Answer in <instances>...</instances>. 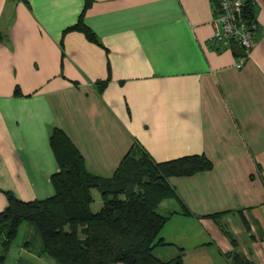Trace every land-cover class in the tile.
<instances>
[{
  "label": "crops",
  "instance_id": "0c3cea01",
  "mask_svg": "<svg viewBox=\"0 0 264 264\" xmlns=\"http://www.w3.org/2000/svg\"><path fill=\"white\" fill-rule=\"evenodd\" d=\"M215 3L0 0V210L5 192L23 201L53 193L52 128L103 178L127 154L204 155L210 169L167 177L175 196L156 209L168 216L159 236L169 244L154 256L230 264L235 252L264 264V0H253L256 38L239 69L213 40ZM82 10L96 43L65 30ZM89 192L95 212L99 193ZM2 264L53 262L21 223Z\"/></svg>",
  "mask_w": 264,
  "mask_h": 264
},
{
  "label": "trees",
  "instance_id": "16d2710c",
  "mask_svg": "<svg viewBox=\"0 0 264 264\" xmlns=\"http://www.w3.org/2000/svg\"><path fill=\"white\" fill-rule=\"evenodd\" d=\"M89 2L84 0L85 6ZM82 12L65 30L78 31L96 43L82 22ZM242 17L254 25L256 38L253 5H245ZM227 44L235 56L243 53L233 40ZM13 91L16 93V88ZM48 142L57 165L49 177L53 193L23 201L5 192L6 204L0 210V264L21 223L37 230L42 253L53 264H181L179 255L162 261L152 252L155 246L169 244L159 236L168 216L156 208L162 199L175 196L168 176L192 175L211 168L204 155L153 162L143 153L136 157L127 154L112 176L103 178L86 170L81 156L59 129L49 131ZM92 188L98 191L101 202L95 212L89 209ZM242 221L247 228L244 218ZM228 256L230 264H252L235 252Z\"/></svg>",
  "mask_w": 264,
  "mask_h": 264
},
{
  "label": "built area",
  "instance_id": "2783aa9c",
  "mask_svg": "<svg viewBox=\"0 0 264 264\" xmlns=\"http://www.w3.org/2000/svg\"><path fill=\"white\" fill-rule=\"evenodd\" d=\"M246 4L253 5V0H216L214 14L210 21L213 40L227 44L233 40L243 52L235 60L233 67L239 69L254 44V25L247 24L242 14Z\"/></svg>",
  "mask_w": 264,
  "mask_h": 264
},
{
  "label": "rangeland",
  "instance_id": "374dc122",
  "mask_svg": "<svg viewBox=\"0 0 264 264\" xmlns=\"http://www.w3.org/2000/svg\"><path fill=\"white\" fill-rule=\"evenodd\" d=\"M223 45H225V44H223ZM138 156V155H137ZM136 157V156H135ZM94 195V194H93Z\"/></svg>",
  "mask_w": 264,
  "mask_h": 264
}]
</instances>
